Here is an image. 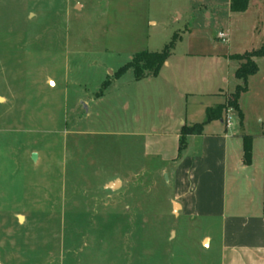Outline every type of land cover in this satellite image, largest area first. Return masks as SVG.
<instances>
[{
  "label": "rangeland",
  "instance_id": "obj_1",
  "mask_svg": "<svg viewBox=\"0 0 264 264\" xmlns=\"http://www.w3.org/2000/svg\"><path fill=\"white\" fill-rule=\"evenodd\" d=\"M230 2L0 0V264H220L221 222L175 213V169L203 151L190 139L179 157L183 126L206 122L236 90L243 60L231 63L229 89L224 60L264 45V0L242 12ZM165 49L171 66L158 76L119 75L137 52ZM256 61L243 118L231 108L206 134L227 120L264 133ZM114 177L131 180L129 194L107 197Z\"/></svg>",
  "mask_w": 264,
  "mask_h": 264
},
{
  "label": "crops",
  "instance_id": "obj_2",
  "mask_svg": "<svg viewBox=\"0 0 264 264\" xmlns=\"http://www.w3.org/2000/svg\"><path fill=\"white\" fill-rule=\"evenodd\" d=\"M213 61L216 64L223 60L214 58ZM231 63L233 60L230 55L223 62L226 73L222 77L228 89L231 85ZM170 66L169 57L163 67ZM185 94L188 95L189 92L185 91ZM104 96L105 93L101 97H95L100 99ZM130 119L131 123L138 126V117ZM230 128L231 124L226 123L222 133L206 134L203 130L200 135L187 137V145L190 139L201 138L203 151L198 158L185 156L177 163L175 177L177 191L181 190V193H176L178 197L174 199V203L179 205L175 213L205 216L221 222L220 264H264V133L247 135L252 137V159L247 164L244 161L245 135L229 130ZM150 138L148 134L147 148L152 143L149 142ZM177 155L178 153L166 156L165 151L163 159L175 161ZM137 174L136 172L135 177ZM131 184L128 178L108 179L104 184L105 190L109 191L107 197L111 198L112 193L118 195L119 192L129 194ZM120 204L121 201H114L107 205L117 208ZM116 215L118 216L117 212ZM212 241L210 235L203 238L208 248Z\"/></svg>",
  "mask_w": 264,
  "mask_h": 264
},
{
  "label": "trees",
  "instance_id": "obj_3",
  "mask_svg": "<svg viewBox=\"0 0 264 264\" xmlns=\"http://www.w3.org/2000/svg\"><path fill=\"white\" fill-rule=\"evenodd\" d=\"M250 0H231L230 10L232 12L246 11L249 7ZM171 56L170 51L165 49L158 52L140 51L137 52L132 59L121 67L119 75L122 76L128 69H133L136 80H141L150 76H157L164 64ZM264 57V45L250 54H236L231 55V59L243 60L236 65L235 77L238 80L236 90L231 93V97L224 103L218 104L214 107L207 108V120L204 123H198L193 126H183L179 140V157L181 151L186 148V138L190 135H200L203 133L205 123L214 120H223L225 113L229 109H235L239 112L240 118H243V112L240 108V97L248 90V79L250 76L256 74L259 70L256 58ZM108 84H105V88ZM252 159V137L244 136V161L249 164Z\"/></svg>",
  "mask_w": 264,
  "mask_h": 264
},
{
  "label": "built area",
  "instance_id": "obj_4",
  "mask_svg": "<svg viewBox=\"0 0 264 264\" xmlns=\"http://www.w3.org/2000/svg\"><path fill=\"white\" fill-rule=\"evenodd\" d=\"M218 38H220L223 41H228V33L227 32H220L218 35ZM227 124L230 125L231 122L227 120Z\"/></svg>",
  "mask_w": 264,
  "mask_h": 264
},
{
  "label": "water",
  "instance_id": "obj_5",
  "mask_svg": "<svg viewBox=\"0 0 264 264\" xmlns=\"http://www.w3.org/2000/svg\"><path fill=\"white\" fill-rule=\"evenodd\" d=\"M174 204H175L174 209H175V211H176V213H177V208L179 207V205H178V203H174Z\"/></svg>",
  "mask_w": 264,
  "mask_h": 264
}]
</instances>
